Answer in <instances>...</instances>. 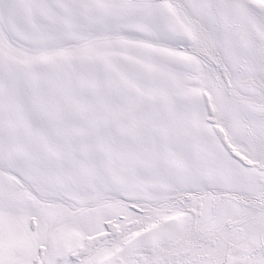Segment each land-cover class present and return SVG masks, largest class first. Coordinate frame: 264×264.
Returning <instances> with one entry per match:
<instances>
[{
    "label": "snow or ice",
    "instance_id": "6c2138e0",
    "mask_svg": "<svg viewBox=\"0 0 264 264\" xmlns=\"http://www.w3.org/2000/svg\"><path fill=\"white\" fill-rule=\"evenodd\" d=\"M0 264H264V0H0Z\"/></svg>",
    "mask_w": 264,
    "mask_h": 264
}]
</instances>
